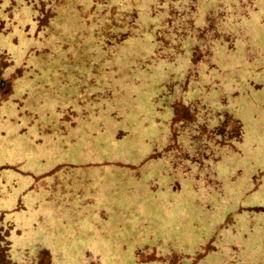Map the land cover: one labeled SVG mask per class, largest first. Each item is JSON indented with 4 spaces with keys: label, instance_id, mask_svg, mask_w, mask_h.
Here are the masks:
<instances>
[{
    "label": "rangeland",
    "instance_id": "rangeland-1",
    "mask_svg": "<svg viewBox=\"0 0 264 264\" xmlns=\"http://www.w3.org/2000/svg\"><path fill=\"white\" fill-rule=\"evenodd\" d=\"M0 264H264V0H0Z\"/></svg>",
    "mask_w": 264,
    "mask_h": 264
}]
</instances>
